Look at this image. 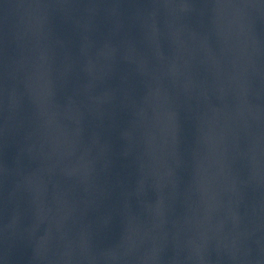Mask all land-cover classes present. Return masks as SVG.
I'll list each match as a JSON object with an SVG mask.
<instances>
[{"label":"water","instance_id":"water-1","mask_svg":"<svg viewBox=\"0 0 264 264\" xmlns=\"http://www.w3.org/2000/svg\"><path fill=\"white\" fill-rule=\"evenodd\" d=\"M0 264H264V0H0Z\"/></svg>","mask_w":264,"mask_h":264}]
</instances>
